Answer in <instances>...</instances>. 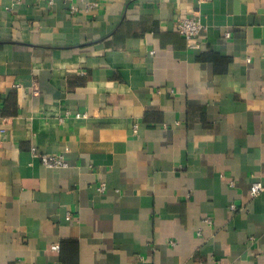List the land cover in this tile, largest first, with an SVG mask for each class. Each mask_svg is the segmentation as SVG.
<instances>
[{
	"label": "crops",
	"instance_id": "1",
	"mask_svg": "<svg viewBox=\"0 0 264 264\" xmlns=\"http://www.w3.org/2000/svg\"><path fill=\"white\" fill-rule=\"evenodd\" d=\"M0 1V264H264V0Z\"/></svg>",
	"mask_w": 264,
	"mask_h": 264
},
{
	"label": "built area",
	"instance_id": "2",
	"mask_svg": "<svg viewBox=\"0 0 264 264\" xmlns=\"http://www.w3.org/2000/svg\"><path fill=\"white\" fill-rule=\"evenodd\" d=\"M50 1L51 3H53L55 0H50ZM63 1L69 5L70 10L73 13L79 11L77 6L74 4L75 0H63ZM0 5H1V1H0ZM93 6H96V4H92L90 7ZM203 28L204 26L199 14H194L193 16L187 18H180L176 22L177 31L187 39V41L189 42V46L192 49L200 48V44L198 43V37L202 32ZM227 35L229 36V34ZM32 154L35 157H38L41 160L42 164L47 168L60 169V168L68 167V162L64 154L41 153L36 147L32 148ZM231 186H235V181L231 182ZM101 190H104V186L101 187ZM262 192H264V184L262 182H255L251 189V196L255 198L259 196ZM230 209L232 212L241 210L239 206H237L236 204H231ZM206 222L211 223L212 220L207 218ZM54 249L58 250L59 245L54 246Z\"/></svg>",
	"mask_w": 264,
	"mask_h": 264
}]
</instances>
